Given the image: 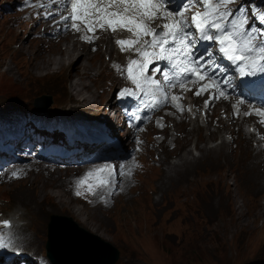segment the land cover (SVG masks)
<instances>
[{
    "label": "rangeland",
    "instance_id": "rangeland-1",
    "mask_svg": "<svg viewBox=\"0 0 264 264\" xmlns=\"http://www.w3.org/2000/svg\"><path fill=\"white\" fill-rule=\"evenodd\" d=\"M22 1L25 4H17L15 0H0V110H4L0 117L11 122H18L20 120L19 111L22 108L38 112L44 110L55 115H67L80 110L79 106L81 105H85L87 107L85 108L86 110L94 112H91V115H98V113L107 114V109L102 110V105H105L107 98H111L113 93L117 95L123 92L124 89H129L125 85L130 82L127 71L121 72V74L116 73V69L112 64H114V61H120V64L125 65L131 60V53L129 51H120L116 48L111 54L112 49L109 47L108 50H105V48L106 46L115 45V41L111 37L110 44L106 45L107 43L105 44L103 41L106 36L103 35L96 43L85 44V48H89L88 55L91 59L88 62L86 60L85 65L77 64L81 59L75 63L74 59L77 58L75 54L74 59L68 64V71L66 67L64 70L56 69V65H52L51 69L49 68L50 70H42L38 67L41 61L39 59H43V56L47 58V55H53L52 53L42 55V52L46 53L47 50L52 49L54 47L51 46L53 41L59 43V40L67 37L58 38L54 34L59 32L53 31L57 23L52 26L53 19H56L57 16L55 10H50L49 13L46 12L45 8L40 7L38 11L32 10L31 5L34 0ZM26 3H29L30 6L27 7ZM34 12H38V15L34 14ZM44 16H46V19H42ZM44 27L47 29H44ZM72 37L76 41L78 40L74 36ZM77 42L79 45H84L80 44L79 40ZM116 51L120 53L121 57H116L118 53L114 57ZM68 57L65 55V58ZM86 71L88 74H86ZM117 79H120V82ZM80 80H84L85 83L80 84L78 88L86 95L91 96L90 87H92L95 97H97V94L99 95L100 102L94 101V104H89L81 100L74 101L69 99L71 89L77 92L74 84ZM113 82H116V86L110 87ZM86 85L89 87L88 90L83 87ZM125 96L133 97L132 95ZM97 110L101 111L96 112ZM217 111L218 115H220V121L223 120L224 122L221 123L216 114H213L211 119H209L213 120L211 126L205 124L208 121L204 119L205 116L199 120L194 118L195 115H193L192 120L189 122V118L179 121L177 116L169 117L168 124H172V129L168 127V130L158 131L156 134L147 132L143 136L142 142L138 143L132 142L129 137L125 136V130L117 132L118 136L122 137V141L129 142L128 147L130 148L129 153L132 155V160L136 165L143 168L138 172L135 185L128 194L125 192L124 196L116 197L113 205L107 208L103 207L106 211L102 213V216L107 217L108 225L105 226L96 220L92 221L103 228H94L93 225L87 224L83 218L75 213L80 209L79 205H87L90 208L101 207L92 205L91 202L83 199L81 195H77V191H82L81 187L78 186L73 194H68L71 198L77 197L79 201V205L77 204L75 209V205L69 202L63 192L54 187H47L45 183L34 181L40 175L39 171L35 170L30 171V174L24 179L10 182H2L3 175L1 174L0 216L9 217L17 209H20L19 216L22 220L20 221L19 242L30 251V256L36 253L47 256L51 220H53L54 216L59 215L60 217L71 219L76 225L78 224V226L85 228L91 233L99 235L102 239L117 247L120 250V258L116 264H264V195L256 198L245 196L244 199L243 195L238 193L239 180L235 176L236 172H228L224 169L218 171L219 174L217 172L212 173L211 176L205 175L207 173L205 170L200 171L196 176V180L194 179L188 183L185 186L186 191H181V193L169 186L171 183L169 182V176H161V168L167 169L166 161L171 158L172 164L177 163L180 160L181 153L184 152V149L175 143V141L178 143L177 139H186L185 151L189 148V156L199 155L202 145L209 147L210 144H212L211 146L221 144L225 140L226 135L229 137L231 135L226 140L233 144L232 153L235 155H248L253 151L252 149L258 148L259 145H264L263 140L255 139L263 134L260 129V132L256 131L253 133L254 136L248 137L249 140L245 139L247 129L252 128L253 124L256 127L252 119L245 118L244 121L247 124L244 121L234 124L230 120L228 122L224 119L226 111H224L223 107H219ZM175 121L176 126L173 125ZM184 122L186 123L185 125ZM176 127H182L183 129L177 130ZM163 133H167V138H165ZM173 137L174 140L172 139ZM163 138H165L163 140V143L165 142L164 145L156 148L157 143L155 142H161ZM155 139L159 141H155ZM145 141L147 143L143 147V142ZM169 142L170 145L168 144ZM218 146L220 147V145ZM175 148L177 149L176 151ZM243 149H246L247 152L243 151ZM166 151L174 152L168 157ZM179 154L180 156H178ZM159 156H162L163 161ZM261 160L263 163L261 165L263 174L264 158L262 157ZM79 166L81 165L75 164V167ZM169 166L168 169L173 168L171 165ZM69 168L70 166L65 170H56L65 174L62 178L63 180H65L66 175H71L72 170ZM164 171V175H170L168 171ZM87 173H89L88 169L86 170ZM229 173L231 177L228 175ZM92 179L89 178L86 183L91 184ZM160 184L164 186L162 187ZM166 188L167 190H165ZM85 193H87L86 198L88 201H92L91 192L86 189ZM214 193H217L214 204L217 203V198L223 196L222 200L226 206L225 210L221 209L218 212L216 207L212 208L213 210L202 209L201 205L205 206L204 203L207 198L215 195ZM238 194L242 198L240 201L242 208L239 210L235 206ZM19 198L33 200L34 205L46 206L49 204L46 209H52L55 212L50 214L45 222H41L43 226L40 223L33 227L28 226L33 210L25 203H22ZM83 212L85 215L87 214L84 209ZM86 217L92 220L88 214ZM6 262L15 264V260ZM101 263L105 264L104 261L98 264Z\"/></svg>",
    "mask_w": 264,
    "mask_h": 264
},
{
    "label": "snow or ice",
    "instance_id": "snow-or-ice-1",
    "mask_svg": "<svg viewBox=\"0 0 264 264\" xmlns=\"http://www.w3.org/2000/svg\"><path fill=\"white\" fill-rule=\"evenodd\" d=\"M234 2L235 0H184L174 10L170 6L171 0H69L71 12L62 19L72 20L71 26L77 31L81 30L76 23L79 21L89 32H94V25H98L101 29L108 28L116 31L120 28L133 33L136 37L135 41L118 40L117 44L122 51L135 50L144 58L143 63L130 60L127 67L128 79L140 91H144L146 85L159 89V81L147 74L150 64L155 63L156 60L172 61V67L179 68L181 75L187 78L197 77L198 80L213 81L211 85L204 86L207 90L209 86L215 87V77L208 74V69L214 68L215 61L212 59V52H206L208 59H205V55H197V39L218 45L219 52L236 65L241 77L254 76L258 72L264 73V33L257 34L256 30L249 26L243 9H237L241 13L238 18L229 19L234 16L229 8V5ZM197 4L203 7V11H195L189 19L186 13ZM129 13L133 15H128ZM155 20L167 22L159 25V31H157L156 28L150 27V22ZM191 28L195 29L198 37L188 30ZM145 36H150L152 39L144 40L143 46L153 49L158 47L159 52L133 49V45L139 44L141 38ZM82 39L90 40L91 38L85 36ZM125 45L128 47L126 48ZM169 45L171 47H168ZM153 72H161V69L157 66ZM163 75L164 80L171 86L169 73L164 72ZM195 94L201 95V92L197 91ZM121 95H135V93L124 89ZM177 99L175 96L172 97L173 101ZM205 103L207 106V101ZM239 103L243 104L244 101L240 100ZM151 106L156 105L153 103ZM174 106L183 111L180 105ZM255 111L257 115L264 116V110L256 109ZM249 114V112L244 113V115ZM105 171L106 169L101 168L96 169L95 173H87L78 181V185L82 186L89 178H93L95 183L88 184L87 191L95 195L98 188H104L110 184V179L101 175ZM111 174L109 170V177ZM12 175L16 176V173ZM76 194L81 195V192L77 191ZM0 246H5L2 239H0Z\"/></svg>",
    "mask_w": 264,
    "mask_h": 264
},
{
    "label": "bare ground",
    "instance_id": "bare-ground-1",
    "mask_svg": "<svg viewBox=\"0 0 264 264\" xmlns=\"http://www.w3.org/2000/svg\"><path fill=\"white\" fill-rule=\"evenodd\" d=\"M21 4V3H20ZM27 4V3H26ZM29 4V3H28ZM25 6V5H24ZM28 7V6H27ZM262 7H264V3H263V5H262ZM25 8V7H24ZM27 13V12H26ZM42 19H46V16H44ZM48 21V20H47ZM45 24V23H44ZM43 24V25H44ZM50 24V23H49ZM49 26V25H48ZM46 27V26H45ZM44 27V29H47V28H45ZM42 30V29H41ZM38 31V30H37ZM44 31H46V30H44ZM55 32V31H54ZM35 33V32H34ZM39 33V32H38ZM48 33V32H47ZM43 36V35H42ZM52 36H53V34H52ZM36 37H37V35H36ZM63 37H67L66 39H61V40H59V43H56L55 41H53V43H52V45L51 46H54L52 49H49V50H47L46 51V53H44V52H42V55L43 54H48V53H52L53 55L51 56V55H47V58H45L44 56H43V59H39V61H40V64L38 65V67L40 68V69H42V70H46V69H48V70H50L51 68V66L53 65H56L57 66V68L56 69H59V70H64L65 69V67H66V69H67V71H68V64H70L71 63V60H73L74 59V55L76 54V56H77V58L76 59H74L75 60V63H77V61H79L80 59V61H79V63H77L78 65H80V64H84L85 65V62H86V60H87V62L88 61H90L91 59H90V57H89V55H88V50H89V48H85V44L86 43H83L82 41H80L81 43L80 44H84V45H79V43L71 36V35H65V36H63ZM111 35H106V39H104L103 41L105 42V44L106 45H108V44H110V41H111ZM43 38H44V36H43ZM76 38V37H75ZM77 39V38H76ZM44 40V39H43ZM47 40H49V39H47ZM83 40V39H82ZM114 40V39H113ZM83 41H85V40H83ZM50 42V41H49ZM63 44H65V46H63ZM18 45V44H17ZM114 45V44H113ZM113 45H110V46H106V48H105V50H108L109 49V47L112 49V52H111V54L113 53V51H115V49H116V47H115V45H114V47H113ZM104 49V48H103ZM28 52V51H27ZM116 54L114 55V57L117 55V51L115 52ZM65 55H67V57L68 58H65ZM103 55V54H102ZM104 56V55H103ZM116 57H121V55H120V53H118V56H116ZM47 59V60H46ZM68 60H70V61H67ZM33 62V61H32ZM92 62H94L93 60H92ZM96 63V62H95ZM97 63H99V62H97ZM128 63L129 62H127L125 65L124 64H120V61L119 62H116V61H114V64H112L113 65V67H115V72H117V71H120L122 68H124L125 66H128ZM91 64V63H90ZM65 65H67V66H65ZM106 65V64H105ZM109 65V64H108ZM71 66H72V64H71ZM99 66V65H98ZM111 66V65H110ZM29 67V66H28ZM105 67V66H104ZM50 68V69H49ZM73 68V67H72ZM28 69V68H27ZM70 69V68H69ZM88 69V68H87ZM93 69H94V66H93ZM93 69H91V70H93ZM109 69H111V68H109ZM113 69V68H112ZM82 70V69H81ZM114 70V69H113ZM69 74V73H68ZM86 74H88V72L86 71ZM123 75V74H122ZM77 76H78V74H77ZM80 76V75H79ZM120 77V76H119ZM124 78V77H123ZM81 79V78H80ZM72 80V79H71ZM111 80H113V79H111ZM119 82H120V79H117ZM68 81V80H67ZM70 81V80H69ZM123 81V80H122ZM72 82V81H71ZM83 83H85V81L84 80H80V81H77V83H75L74 85H75V87H76V91L77 92H75V90L74 89H71V91H70V94H69V99H71V100H74V101H84V102H87V103H91V104H94V101H98V102H100V100H99V95L97 94V97H95V92H94V90H92L91 88L92 87H90V90H91V93H90V95L91 96H89V95H86L84 92H82V90L81 89H79L78 88V86L81 84H83ZM72 84V83H71ZM112 86H116V82H113L111 85H110V87H112ZM119 86V85H118ZM85 89H89V87L86 85V86H83ZM71 88H74V87H71ZM84 89V90H85ZM139 90V89H138ZM140 91V90H139ZM86 92V91H85ZM143 91H141V93H142ZM88 93V92H87ZM113 94L111 95V98L110 97H108L107 98V100H106V103H105V105L103 106L102 105V110H104V109H106V107H108V106H113V104H112V99H113ZM76 104H78V103H76ZM75 104V105H76ZM81 105V104H80ZM77 107V106H76ZM79 108L80 109H85V108H87L85 105H81V106H79ZM101 108V107H100ZM223 110V109H222ZM98 111H101V110H98ZM108 111V110H107ZM109 112H110V110H109ZM221 113V112H220ZM106 114V113H105ZM105 114H102L103 116H105ZM107 115V114H106ZM108 116H109V114H108ZM172 118V117H171ZM176 119V118H175ZM204 119H206L205 117H204ZM203 119V120H204ZM223 119V118H222ZM247 120V119H246ZM186 121V120H185ZM223 121V120H222ZM228 121V120H227ZM173 122V121H172ZM176 122V121H175ZM187 122V121H186ZM189 122V121H188ZM213 122V120L212 121H207V123H208V125L209 126H211V124H213L212 123ZM229 122V121H228ZM228 122H226V123H228ZM245 122V121H244ZM248 122V121H247ZM252 122V121H251ZM192 123H193V121H192ZM219 123V122H218ZM222 123V122H221ZM65 124L67 125V126H72V125H75V123L74 122H72V121H67V122H65ZM87 125V126H90L89 124L90 123H88V122H82L81 123V125ZM186 123L184 122V125H185ZM188 124V123H187ZM206 124V123H205ZM220 124V123H219ZM218 124V125H219ZM245 124H247V123H245ZM249 124V123H248ZM84 125V126H85ZM177 125H179V124H177ZM183 125V124H182ZM183 125V126H184ZM191 125V124H190ZM193 126H194V123L192 124ZM222 125V124H221ZM220 125V126H221ZM254 125V124H253ZM171 126H172V124H171ZM176 126V125H175ZM214 126V125H213ZM237 126V125H236ZM235 126V127H236ZM240 126H241V124H240ZM245 126V125H244ZM255 126V125H254ZM184 127H186V126H184ZM217 127V126H216ZM246 127H247V125H246ZM182 128V127H181ZM181 128H177V130L178 129H181ZM188 128H190V127H188ZM230 128V127H229ZM183 129V128H182ZM190 129H192V128H190ZM168 130V129H167ZM174 130V129H173ZM193 130H194V127H193ZM203 130V129H202ZM230 130H231V128H230ZM244 130V129H243ZM248 130V129H247ZM261 130V129H260ZM171 131V130H170ZM196 131V130H195ZM224 131V130H223ZM257 130H255L254 132H256ZM175 132V131H174ZM173 132V133H174ZM179 132V131H178ZM184 132V131H183ZM182 132V133H183ZM190 132V131H189ZM207 132V131H206ZM205 132V133H206ZM216 132H217V130H216ZM231 132V131H230ZM236 132V131H235ZM238 132V131H237ZM243 132V131H242ZM258 132H260V131H258ZM263 132V134L261 135V136H259L258 138H255V139H257V140H263L264 139V131H262ZM169 133V132H168ZM181 133V132H180ZM179 133V134H180ZM193 133V132H192ZM218 133V132H217ZM229 133V132H228ZM245 133V132H244ZM243 133V134H244ZM184 134V133H183ZM196 134V133H195ZM222 134H223V137H224V133L222 132ZM250 136H252L253 134H251V133H248ZM256 134V133H255ZM173 135V134H172ZM186 135V134H185ZM189 135H190V133H189ZM188 135V136H189ZM216 135H218V134H216ZM220 135H221V133H220ZM237 135V134H236ZM182 136V135H181ZM180 136V137H181ZM209 136V135H208ZM254 136V135H253ZM193 137V136H192ZM203 137H204V135H203ZM214 137V136H213ZM212 137V138H213ZM226 138L227 137H229L228 135H226L225 136ZM224 137V138H225ZM230 137H231V135H230ZM229 137V138H230ZM167 138V137H166ZM170 138V137H169ZM169 138H168V140H169ZM208 138V137H207ZM226 138H225V140H223V142L221 143V144H218V145H220V147L216 144V145H213V146H211L212 144H210V146L209 147H207V146H203L202 145V147H200V154L199 155H192V156H189V153H190V151H188L189 150V148H188V150H186L185 151V145H186V139H177V141H178V143H177V146H181V148L182 149H184V152H182L181 153V157H180V160H179V162H177V163H171L172 161L169 159L168 161H166V165H167V169L166 168H161V172H162V174H161V176H165V177H167V176H169L170 177V180H169V182H171L170 183V187L173 189V190H177L178 192H180L181 193V191L182 192H185L186 190H185V186L188 184V183H190V182H192L194 179L196 180V176H197V174L200 172V171H202V170H205V171H207V173L205 174V175H210L211 176V174L212 173H215V172H217L218 174H219V172L218 171H222L223 169L224 170H226V171H228V172H236L235 173V176H236V178L239 180V191H238V193H241L242 195H243V197H244V199H245V196H250L251 198H256V197H259V196H262V195H264V173L262 174V170H261V165H263V163H262V160H261V158L263 157L264 158V145H259V147L258 148H254V149H252L253 151L250 153V154H248V155H244V156H242V155H235V154H233L232 153V149H233V144L232 143H229L227 140H226ZM238 138V137H237ZM172 139H174V137L172 138ZM171 139V140H172ZM215 139V138H214ZM235 139V138H234ZM245 139L246 140H249L248 139V136H245ZM157 139H155V141H156ZM162 140V139H161ZM167 140V139H166ZM242 140V139H241ZM157 141H159V140H157ZM189 141V140H188ZM210 141H212V140H210ZM214 141V140H213ZM244 141V140H243ZM207 142H209V141H207ZM155 143H157V145H156V148L157 147H162V145H164V143L163 142H155ZM198 143V142H197ZM211 143V142H210ZM234 143V142H233ZM169 145H170V142L168 143ZM167 144V145H168ZM193 144H195V143H193ZM199 144H203V143H199ZM198 145V144H197ZM196 145V146H197ZM206 145V144H205ZM172 146H173V142H172ZM152 147V146H151ZM153 147H155V146H153ZM257 147V146H256ZM156 148H155V150H156ZM173 148V147H172ZM178 148V147H177ZM160 149V148H159ZM187 149V148H186ZM191 149V148H190ZM256 149V150H255ZM96 151H98V153H102V152H104L105 150H101V149H95ZM148 150V149H147ZM163 150V149H162ZM173 150V149H172ZM177 149L175 148V151H176ZM178 150H179V148H178ZM198 150V149H197ZM243 151H245V152H247V150L246 149H243ZM174 152V151H173ZM173 152H171V151H166V154L168 155V157L170 156V155H172L173 154ZM178 152V151H177ZM191 152H192V150H191ZM198 152V151H197ZM156 153V152H155ZM149 154H150V152H149ZM160 154V153H159ZM156 155V154H155ZM154 155V156H155ZM161 155V154H160ZM158 156V155H157ZM178 156H180V154L178 155ZM159 157H161L162 158V156H159ZM163 157H165V155H163ZM160 158V159H161ZM178 160V159H177ZM160 161V160H159ZM162 161H163V158H162ZM176 162V161H175ZM163 165H164V163H163ZM169 165H171V167H173V168H171V169H168L170 166ZM165 167V166H164ZM264 168V167H263ZM72 170V173H71V175H69V176H65V180H63L62 178H63V176L65 175L64 173H62L61 171H52V170H50V169H48L47 168V166L45 165V164H43V163H41V164H38L37 166H36V169H35V171H39V176L37 177V178H35L34 179V181H38L39 183H45V185L47 186V187H54V188H56V189H58L60 192H63L64 194H65V197L69 200V202L70 203H73L74 205H75V209H76V207H77V204L79 203V201L77 200V197H69V195L68 194H73L74 193V191L76 190V186L78 185V181H79V179H81L82 177H83V175H84V173H83V170H84V167H82V168H79V167H74L73 169H71ZM164 170H166V171H168L169 172V174L170 175H164V172L163 171ZM167 172V173H168ZM225 172V171H224ZM222 173V172H221ZM225 175L227 176V174H226V172H225ZM228 175H230V173L228 174ZM233 175V174H232ZM160 176V177H161ZM0 177H2V175L0 174ZM230 177H231V175H230ZM233 178V177H232ZM2 182H5L4 180L2 181ZM1 182V183H2ZM163 183V182H162ZM168 183V182H167ZM164 184V183H163ZM41 185V184H40ZM161 185V184H160ZM27 186V185H26ZM158 186V185H157ZM162 187L164 186V185H161ZM42 187V186H41ZM166 187H168V186H166ZM26 188V187H25ZM34 188V187H33ZM45 188V187H44ZM55 189V190H56ZM19 190V189H18ZM71 191V193H70V191ZM165 190H167V188L165 189ZM30 191V190H29ZM33 191V190H32ZM42 191V190H41ZM40 191V192H41ZM236 191V190H235ZM27 192V191H26ZM59 192V193H60ZM160 192H161V189H160ZM237 192V191H236ZM24 193H25V191H24ZM28 194V193H27ZM26 194V195H27ZM43 194H44V192H43ZM124 194H125V192L124 193H122V194H120V196H124ZM215 195H211V196H209L208 198H207V200L205 201V206L202 204L201 205V207H202V209L203 210H205V209H212V208H214V207H216V209L218 210V212L222 209V210H225L226 209V206H225V204H224V202H223V200H222V197H220V198H217L218 200L216 201L217 203L216 204H214V202H215V198H216V196H217V193H214ZM220 194V193H219ZM32 195V194H31ZM62 195V194H61ZM161 195H162V193H161ZM160 195V196H161ZM22 196V195H21ZM25 196V195H24ZM39 196V195H38ZM64 196V195H63ZM17 197H18V195H17ZM34 197V196H33ZM41 197V196H40ZM58 197V196H57ZM42 198V197H41ZM161 198H163V197H161ZM165 198V197H164ZM20 199V201L22 202V203H25L27 206H29L32 210H33V212H32V214H31V217H30V223L28 224V226H36V225H38L39 223L41 224V222H45V220L48 218V216L50 215V214H52V213H54L55 212V210H52V209H46V207H49V204H47L46 206H39L38 204H36V205H34V203H33V200L31 201V200H28V199H24V198H19ZM224 199V198H223ZM242 200V198H241V196L238 194L237 195V199H236V201H235V206H236V209L237 210H239L240 208H242V205H241V203H240V201ZM43 201V200H42ZM160 201V200H159ZM202 201V200H201ZM204 201V200H203ZM44 202V201H43ZM62 202V201H61ZM38 203V202H37ZM63 203V202H62ZM159 204H160V202H158ZM223 203V204H222ZM65 204V203H64ZM40 205H42V204H40ZM79 205V204H78ZM207 205V206H206ZM80 206V209L78 210V212L76 211H74L75 213H77V215L79 216V217H81V218H83L84 219V221L87 223V224H89V225H93V227L95 228H98V227H100V228H103L101 225H99V224H96V223H94V222H92V221H99L100 223H102V224H104L105 226L106 225H108V219H107V217H103L102 216V213L104 212V211H106L105 209H103V207H95V208H90L89 206H87V205H79ZM78 206V207H79ZM200 207V208H201ZM53 208V207H52ZM81 208H83L84 209V211H86V213L89 215V217L90 218H92V220H89L87 217H86V215H85V213L83 212V209H81ZM163 208V207H162ZM54 209H55V206H54ZM158 209V208H157ZM244 209V208H243ZM213 210V209H212ZM19 211H20V209H17L15 212H13L9 217L11 218V221H12V225H11V227L10 228H13V229H15V230H17L18 231V233H19V229L21 228V223H20V221L22 220L21 219V217L19 216ZM214 213V212H213ZM255 213V212H254ZM211 214V213H210ZM215 215V214H214ZM94 218V219H93ZM91 222V223H90ZM42 225V224H41ZM43 226V225H42ZM41 227V226H40ZM99 229V228H98ZM17 242H19V237L17 238V240H16ZM0 249L1 250H3V251H5L6 250V248L3 246H0ZM37 254V253H36ZM36 254H34V255H32V256H30L29 255V259H28V262L27 263H25V264H41V263H38L37 261H36V259L33 257V256H35ZM1 258L0 259H2L3 261H14L15 260V264H21L20 262H17L16 261V259H14V258H8V257H5L4 255H1L0 256ZM48 257V256H47Z\"/></svg>",
    "mask_w": 264,
    "mask_h": 264
},
{
    "label": "water",
    "instance_id": "water-1",
    "mask_svg": "<svg viewBox=\"0 0 264 264\" xmlns=\"http://www.w3.org/2000/svg\"><path fill=\"white\" fill-rule=\"evenodd\" d=\"M62 217V216H61ZM53 217L47 255L55 264H116L120 250L99 235L76 225L67 217ZM64 220V221H63ZM102 264V263H101Z\"/></svg>",
    "mask_w": 264,
    "mask_h": 264
}]
</instances>
